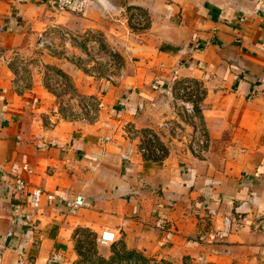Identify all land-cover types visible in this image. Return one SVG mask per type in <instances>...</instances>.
Listing matches in <instances>:
<instances>
[{
    "label": "crops",
    "instance_id": "1",
    "mask_svg": "<svg viewBox=\"0 0 264 264\" xmlns=\"http://www.w3.org/2000/svg\"><path fill=\"white\" fill-rule=\"evenodd\" d=\"M52 1L0 0V264H72L77 230L171 264H264V0H93L82 14ZM58 24L129 49L92 123H56L49 94L15 89L1 61ZM176 80L206 89L203 154L163 126ZM148 133L160 157L140 153Z\"/></svg>",
    "mask_w": 264,
    "mask_h": 264
},
{
    "label": "rangeland",
    "instance_id": "2",
    "mask_svg": "<svg viewBox=\"0 0 264 264\" xmlns=\"http://www.w3.org/2000/svg\"><path fill=\"white\" fill-rule=\"evenodd\" d=\"M138 14L140 16L135 17L130 11L125 17L127 31L137 36L144 34L142 31L148 25L145 15L139 10ZM127 60H130L129 49L123 47L121 52L100 30L74 31L64 24L38 31L27 50L1 57L11 72L15 89L26 92L37 88L49 94L53 106L51 114L56 123L97 120L101 97L117 81L115 77L123 71ZM67 63L78 73L72 72ZM86 81L97 94L84 93L82 86ZM164 94L172 106L174 118L165 121L168 125L164 123L163 126L171 136L189 145L187 141L195 138L197 130L206 128L200 111L206 89L197 80H176ZM116 235L115 244L103 246L91 231L77 230L73 243L76 256L72 264H171L156 256L125 251L122 238Z\"/></svg>",
    "mask_w": 264,
    "mask_h": 264
},
{
    "label": "built area",
    "instance_id": "3",
    "mask_svg": "<svg viewBox=\"0 0 264 264\" xmlns=\"http://www.w3.org/2000/svg\"><path fill=\"white\" fill-rule=\"evenodd\" d=\"M93 0H53L54 8L59 13H64L69 10H75L77 13H83L87 7L92 3ZM135 17L140 16L138 14V10L134 9L131 11ZM190 110V109H189ZM155 135V134H154ZM152 133H148L146 138L144 139L146 144L142 146L140 149V153L142 155H148L152 153L154 157H160L162 154V149L157 143V139L154 137ZM187 143L188 146L191 148V150L196 154H203L205 153V149L208 146L207 145V132L206 130L198 129L196 136L193 140H188ZM125 160H128V156L124 157ZM28 190V184L22 179L18 178L16 180V192L19 194V197L27 192ZM42 192L37 191L32 194V199L35 202H40L42 198ZM47 199L52 201L54 200L53 196H47ZM72 207L75 209H80L85 207V201L82 196H77L72 203ZM117 235L112 232L105 230L100 235L98 242L103 246H109L112 244H115L117 242Z\"/></svg>",
    "mask_w": 264,
    "mask_h": 264
}]
</instances>
